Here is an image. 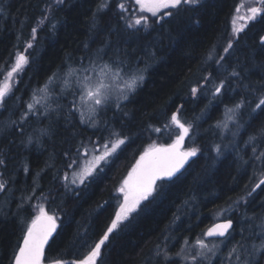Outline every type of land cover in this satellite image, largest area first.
Segmentation results:
<instances>
[{
  "label": "trees",
  "instance_id": "16d2710c",
  "mask_svg": "<svg viewBox=\"0 0 264 264\" xmlns=\"http://www.w3.org/2000/svg\"><path fill=\"white\" fill-rule=\"evenodd\" d=\"M50 2L0 0V65L10 67L17 51H24L31 38L32 27ZM97 2L65 0L50 13V20L38 29L34 48L28 50L30 64L14 82V94L8 99L6 108L0 109V127L19 119L21 111L26 110V104L31 102L33 90L49 85L48 77L53 73L60 79L50 86L59 93L64 74L78 68L80 63L87 65V58L105 45L104 60L116 61L119 58L130 62L133 67H147L144 83L128 100L122 101L119 111L113 107L101 113L100 123L103 125L107 120V129L81 125L79 114L71 124H67V109L64 108L59 117L53 112L47 119H31L24 125L23 134L10 128L0 132V158L7 161L6 166H0V180L7 181L6 190L0 191V264H10L15 246L22 240V232L26 228L22 221L30 222L36 214L33 206L37 203H44L49 214L55 212L59 218L58 235L45 250L44 264H51L55 258L65 261L82 258L90 246L99 241L114 218L122 199L117 188L140 154L150 144L171 143L179 134V129L170 126L169 121L171 113L181 105L182 119L195 125L184 147H198L201 153L179 179L163 182L155 199L145 202L126 226L111 236L103 248L99 264H145L154 246L164 244L165 235L171 237L168 241L171 254L179 252L182 246L191 248L201 238L202 231L214 222H220L213 220V214L221 216L216 209L226 208L229 198L235 200L245 195L259 179L258 172L253 174L250 158L253 157V147L257 148L256 155L264 151V141L256 144H246L245 141L264 121V113L251 122L246 131L241 129V134L236 137L216 125L226 121V105L232 107L242 96L256 101L261 94L246 91L244 85L264 86V46L260 44V37L264 35V19L258 17L255 22L248 23L235 41L225 65L227 70L215 71V64H205V58L213 45L219 53L223 52L231 38L232 17L241 0H200L194 6L181 5L178 9L169 10L173 13L171 16L159 18V23L149 20L151 27L147 30L141 27L139 32L126 27V22L134 19L133 15L128 16L117 7L124 2L128 6L130 0H109L110 6L97 15L93 27ZM69 56L72 57L71 63L67 62ZM233 68L240 72V77L229 79L225 95L211 100V82L197 97L191 95L190 89L205 84L203 77L209 72L218 83ZM70 79L75 84V77ZM2 81L3 76L0 75ZM71 99L68 96V100ZM248 111V107L242 109L240 123L248 120ZM229 127L235 129L231 123ZM42 129H47L48 134L41 135ZM112 130L128 138L118 150L114 162L105 166V170L86 185H71V170L66 168L69 161L65 153L69 150L74 153L81 140L91 138L95 141L107 137ZM30 135L33 142L29 144L27 139ZM215 144L223 148L219 157L211 150ZM225 145L227 148L223 147ZM243 160L250 162L245 165ZM66 171L72 191L64 188ZM34 185H38L35 192ZM41 193L45 196L51 193L50 199L45 202ZM28 196L32 199L25 201ZM253 197L249 198L246 206L241 203L234 212L223 213V216H232L235 222L233 243L241 239L240 221L245 215H264V186L257 189ZM177 206H181L179 212ZM174 213L180 215V220L173 224ZM166 225H171L170 229L162 232ZM243 227L247 228L248 224L244 223ZM259 242V239L255 240V243ZM248 243L250 246L252 241ZM230 247L231 243L217 256L211 257V264H221V259L227 264ZM174 258L176 264H190L180 257ZM203 264H209V261L205 260ZM259 264H264V258H260Z\"/></svg>",
  "mask_w": 264,
  "mask_h": 264
},
{
  "label": "snow or ice",
  "instance_id": "6c2138e0",
  "mask_svg": "<svg viewBox=\"0 0 264 264\" xmlns=\"http://www.w3.org/2000/svg\"><path fill=\"white\" fill-rule=\"evenodd\" d=\"M199 2L200 0H136V3L140 5V11L148 12L152 17H156L158 13H161L162 9H178L181 5L194 6L199 4ZM254 2L256 6L246 7L243 3L236 6V16L232 20L231 38L228 39L226 46L223 47V52L219 53L215 45L209 49L204 63L209 66L214 63L216 66L215 71L227 70L225 65L235 47V41L238 40L239 34L244 32L248 23L255 22L258 17L264 19V0H254ZM64 3L65 0H51L36 25L32 27L31 38L26 42L24 51H17L14 63L10 67L0 65V75L3 76V81L0 82V109L6 108L8 99L14 94L16 87L14 81L20 78V74L26 70V66L31 62V54L28 50L34 48L38 29L45 26L46 22L50 20L51 12ZM109 6V0H98L96 10L93 13V27L95 26L97 15L105 12ZM117 7L121 12L125 11L124 3L118 4ZM245 7L246 14L239 15L241 9ZM172 14L171 11H165L160 19L162 20L164 16H171ZM120 18L124 19L123 16ZM237 19L244 23L237 26ZM159 22L160 20L154 21V23ZM52 27L55 28V25H52ZM126 27L139 32L141 27L147 30L151 25L149 17L141 15L126 22ZM17 38L20 39L19 36ZM260 44L264 46V36L260 37ZM87 47L88 45L85 44V48ZM106 47L107 45L96 49L95 54L87 58V65L80 63L78 68L70 69L66 72L59 93H55L54 88L50 86L60 79L59 76L53 73L52 76L48 77L49 85L34 89L31 102L26 104V110L21 111L19 119L6 122L0 127V132L5 128H10L12 131H19L23 134L24 125L31 119L35 118L37 121L41 118L47 119L50 118L53 112L57 113L59 117L64 108L67 109L65 116L67 124H71L72 119L76 114H79L81 125L86 124L97 129L103 126L107 129V120L104 121L103 125L100 123L99 117L101 113H106L113 107L116 111H119L122 107V101L128 100L129 96L143 85L147 67L144 69L133 67L130 62L119 58L116 61H106L104 60ZM81 59L83 60L84 58L82 57ZM67 62H72L71 56L67 58ZM70 77H75V84H72ZM236 77H240V72L233 68L226 77L219 79V82L215 83L213 73L209 72L203 77L205 84L194 86L190 89L191 95L197 97L198 93L211 82L213 87L209 94L211 100H215L217 97L226 94L229 79ZM244 88L253 94H261L256 101L248 100L242 96L232 107L226 105L227 120L222 124L218 123L216 125V127H222V129L230 131L233 137L239 136L241 129L246 131L247 127L251 126V122L256 121L260 114L264 113V86L255 88L245 84ZM68 96H71L72 99L68 100ZM113 99H115L114 104ZM61 101L64 103H61ZM53 104L56 105L55 108L52 107ZM245 107L249 108L247 113L248 120L240 123L239 117ZM182 111L183 106H178L170 116L169 125L179 129V134L175 136V139L171 143H153L146 147L136 160V163L128 171L119 188H117V192L123 197V200L119 204L114 218L111 219L110 224L103 231L99 241L95 242L94 246H90V250L82 258L77 257L68 261L55 258L51 261V264H99L103 255V248L110 241L111 236L125 227L126 222H129L133 218V214L142 209L145 202H151L152 199H155V195L162 188L163 182L173 181L174 178L179 179L183 171H187L186 166H190L191 163L195 162L194 158H198V154L202 150L195 146L184 147L185 140L191 136L195 125L191 121L182 119ZM86 113L87 119L85 118ZM199 118L197 117V119ZM229 122L235 125L234 130L229 127ZM16 125H19L18 129ZM156 131H160V129H156ZM40 132L41 135L48 134L47 129H42ZM127 139L122 133L112 130L109 131L107 137L98 138L95 141L91 138L87 141L81 140L76 145L74 153L71 150L67 151L65 157L69 162L66 164V168L71 170V185L76 187L86 185L98 173L103 172L105 166H109L114 162L118 155V150L126 143ZM262 141H264V121H261L259 126L249 134L245 143L256 144ZM32 142L33 137L30 135L27 143L30 144ZM37 142H39L38 138ZM223 147L227 148V145ZM211 150L217 157L223 154V148L220 144L213 145ZM252 151L253 157L250 160L253 162V174L259 173L258 181L253 184L251 190L247 191L245 195L235 200L229 198L230 202L226 208L216 209V212L221 213V216L213 214V220H220L221 222H214L211 227L202 231L200 234L201 238H198L195 242L197 250L194 254H190V264H203L205 260L211 264V257L217 256L230 243L231 247L228 248L226 257L227 264H259L260 258H264V215L261 217L245 215L240 221L242 224L240 229L241 239L234 243L235 222L232 216H223L225 212H234L241 206V203L246 206L249 203V198H254L253 194L256 193L257 189H261L264 186V151L260 152L259 155H256V147H253ZM242 162L247 165L250 161L243 160ZM6 163L5 159L0 158V166H6ZM25 171H27V167ZM63 180L65 181L64 188L67 191H72L73 188L69 186V173L67 171ZM6 183L7 181L0 180V191L6 190ZM36 187L38 185H34L33 192L36 191ZM41 197L47 202L51 197V193L48 196L41 193ZM24 199L28 201L32 197L28 196ZM184 204L187 206V201ZM33 207L37 212L32 216L30 222L22 221L26 223V228L22 232V240L18 241L15 246L10 264H44L46 246L50 247V242L58 235L59 218L55 212L49 214L44 203H37ZM177 207L179 212L181 206ZM173 215L175 217L174 224L180 220V215L177 213ZM257 220H259V223H256ZM244 223L248 224L247 228L243 227ZM170 227L171 225H166L162 232H167ZM256 229L259 231H256ZM245 232L248 233L247 236ZM170 239V236L165 235L164 244L157 243L154 246L152 254L145 261V264H176L174 257H180L182 261H188L189 256L182 255L185 252L183 246L179 252L171 254L168 244ZM257 239L260 241L259 244L255 243ZM249 241H252L250 246ZM185 244H187V240H185ZM221 264H225L224 259H221Z\"/></svg>",
  "mask_w": 264,
  "mask_h": 264
},
{
  "label": "rangeland",
  "instance_id": "374dc122",
  "mask_svg": "<svg viewBox=\"0 0 264 264\" xmlns=\"http://www.w3.org/2000/svg\"><path fill=\"white\" fill-rule=\"evenodd\" d=\"M126 3H127V2H124V4H125V11H123V12H124V13H127L128 16H130V14L133 15L132 18H136V17H139V16L143 15V16H147V17H149V20H151V19H152V20H158V19L161 17V15H162L163 12H165V11H169V9H162V10H161V13H158V15H157L156 17H152L150 13H148V12H141V11H140V5L136 3V0H130L128 6H127ZM241 3L245 4L246 7L256 6L254 0H241V2H240L239 4H241ZM239 4H238V5H239ZM246 7L241 9V12L239 13V15H245V14H246ZM130 12H131V13H130ZM234 16H236V13H234L233 17H234ZM233 17H232V20H233ZM130 18H131V17H130ZM128 21H130V19H129ZM243 23H244L243 21L237 19V26H240V25L243 24ZM13 63H14V62H13ZM13 63H12V64H13ZM14 82H15V81H14ZM226 120H227V114H226ZM230 123H231V122H229V124H230ZM122 200H123V197H122V199H121V202H122ZM36 212H37V210H36ZM187 247H188V246H187ZM187 247H185L186 249H185V252L183 253V255H188V256H189V259H188V261H184V262H186V263H190V254H194V252H195L197 249H196V245H195V244L192 245L191 248H187Z\"/></svg>",
  "mask_w": 264,
  "mask_h": 264
},
{
  "label": "water",
  "instance_id": "95a60500",
  "mask_svg": "<svg viewBox=\"0 0 264 264\" xmlns=\"http://www.w3.org/2000/svg\"><path fill=\"white\" fill-rule=\"evenodd\" d=\"M264 36V35H263ZM187 167V166H186ZM221 222V221H220ZM211 227V226H210ZM46 248H47V246H46ZM46 250V249H45Z\"/></svg>",
  "mask_w": 264,
  "mask_h": 264
}]
</instances>
